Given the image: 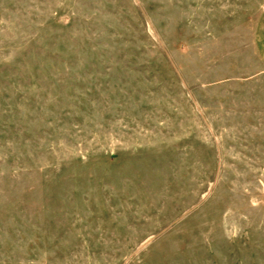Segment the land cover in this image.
Masks as SVG:
<instances>
[{
    "label": "rangeland",
    "instance_id": "obj_1",
    "mask_svg": "<svg viewBox=\"0 0 264 264\" xmlns=\"http://www.w3.org/2000/svg\"><path fill=\"white\" fill-rule=\"evenodd\" d=\"M0 264H264V0H0Z\"/></svg>",
    "mask_w": 264,
    "mask_h": 264
}]
</instances>
